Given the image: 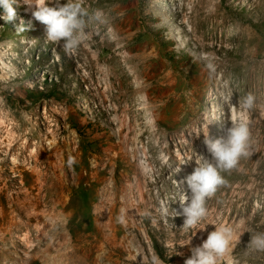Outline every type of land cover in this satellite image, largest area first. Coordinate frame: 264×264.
<instances>
[{"label":"rangeland","instance_id":"rangeland-1","mask_svg":"<svg viewBox=\"0 0 264 264\" xmlns=\"http://www.w3.org/2000/svg\"><path fill=\"white\" fill-rule=\"evenodd\" d=\"M13 7L0 19V226L32 221L15 237L0 228V264H185L221 225L234 235L219 264H264L248 245L264 233V0H83L105 22H89L70 55L38 21L29 29L23 0ZM233 117L249 126L248 184L263 191L237 211L214 194L218 211L185 231L161 205L180 209L191 164L211 159L203 134L223 137ZM34 195L41 223L14 210Z\"/></svg>","mask_w":264,"mask_h":264},{"label":"clouds","instance_id":"clouds-1","mask_svg":"<svg viewBox=\"0 0 264 264\" xmlns=\"http://www.w3.org/2000/svg\"><path fill=\"white\" fill-rule=\"evenodd\" d=\"M16 0H0V9L3 15L0 19L9 22L16 17L13 5ZM27 11L31 13L29 29L32 20L38 21L45 28V37L48 42L59 44L66 54H72L87 38L86 28L89 22L104 23L103 12L99 9L91 14L83 7V0H66L61 3L55 0L54 6H48L46 0H23ZM26 30L21 20L18 31ZM230 99V97H229ZM255 97L248 94L242 99L243 109H251L254 106ZM200 134L197 133V136ZM204 135V144L211 155V159L199 155L195 160L194 171L186 177L188 191L179 198L180 209L176 210L166 204L161 205L160 214L163 217L171 215L173 218L184 217L185 231L196 228L208 215L206 201L211 198L227 181L222 175L236 169L241 158L248 155L250 141L249 126L246 122H233L226 134L218 139H212L209 133ZM123 223L124 215L118 218ZM234 231L231 226H218L207 235L202 244L191 248V256L185 260V264H219L230 249ZM253 250L264 251V233L251 236L248 243ZM150 264H164L158 255L153 254Z\"/></svg>","mask_w":264,"mask_h":264},{"label":"bare ground","instance_id":"bare-ground-1","mask_svg":"<svg viewBox=\"0 0 264 264\" xmlns=\"http://www.w3.org/2000/svg\"><path fill=\"white\" fill-rule=\"evenodd\" d=\"M232 121L233 122H237L238 121V118L237 117H233V119H232ZM218 133H219V135H218ZM221 133L222 132H219V131H217V136L218 137H222L221 136ZM215 135V134H214ZM218 139V138H217ZM249 149V148H248ZM253 154V153H252ZM251 153H248V155L247 156H245V160H244V163H243V165L239 168V169H233V172L232 173H228V172H226L225 174H224V177H225V179H226V181H227V183H226V185H224V186H221L220 188H218V190L215 192V194L217 195V198H218V200L217 201H219V205H218V207H220V208H225V206H229L231 209H232V211H237L236 209H235V207H236V205H238L237 204V202H238V200L239 199H242V198H245V199H251L253 196H255V195H253V194H256L258 197L260 196V194L262 193V191L261 190H258V191H255V190H253L254 188H255V183H254V185L253 184H248L249 183V181H248V179L249 178H247V176H249L248 174H249V166H250V160L254 157V155H252ZM254 154H255V152H254ZM255 158V157H254ZM37 160V159H36ZM240 164V163H239ZM238 164V165H239ZM195 166H196V163H192L191 164V171H192V169L193 168H195ZM38 169V168H37ZM249 169V170H248ZM41 170V169H40ZM42 173V172H41ZM250 173H251V170H250ZM253 175V174H252ZM39 176V175H38ZM37 176V177H38ZM44 177V176H43ZM37 180V179H36ZM250 181H251V179H249ZM237 181V184L236 185H234V183ZM21 184H22V182H21ZM25 184V183H24ZM264 184V183H263ZM35 187H36V185H35ZM34 187V188H35ZM44 187V186H43ZM20 188V187H19ZM37 188V190H38V194L40 193V191H42L41 190V188L40 187H36ZM257 188V187H256ZM264 188V187H263ZM258 189V188H257ZM260 189V188H259ZM2 190H3V188H2ZM27 190V189H26ZM45 190V189H44ZM1 191V190H0ZM255 191V192H254ZM1 193H2V191H1ZM18 193V192H17ZM37 193V192H36ZM6 194V193H5ZM4 195V194H3ZM2 195V196H3ZM30 195V194H29ZM41 195V194H40ZM215 195V196H216ZM5 196V195H4ZM214 197V196H213ZM1 198V197H0ZM27 198H29L28 196H25V200L22 202V207H19V206H17V209L15 208L14 210H16V211H18V213L19 214H22L23 212H26V211H28L29 210V208H34V210H33V212L35 211V215H34V217H36L37 218V221H38V223H41V214H40V211H39V208L42 206H40V203H41V200L40 199H38V198H36L35 197V195L33 196V201L31 202V203H26V200H27ZM216 198V197H215ZM215 198H211L212 199V201H214L215 200ZM249 199V200H250ZM4 200V199H3ZM13 200H14V198H13ZM17 200V199H16ZM171 201V200H170ZM11 202H12V199H11ZM16 202V201H15ZM18 202V201H17ZM16 202V203H17ZM247 202V201H246ZM16 203H14V205L16 204ZM249 203H250V201H249ZM249 203H247V204H245V209L247 210L248 209V205H249ZM168 206H169V210H170V207H171V205H172V202H169V204H167ZM243 208V207H242ZM2 210V211H1ZM1 216L2 217H6V215H5V213L6 212H4V210L1 208ZM215 210V209H214ZM218 211V208H216V211H212V212H208V215H207V217L206 218H209V217H212V214H214L215 212H217ZM238 211H239V209H238ZM13 212V211H12ZM32 212V211H31ZM29 213H30V211H29ZM219 213V212H218ZM225 213V212H224ZM224 213L222 214V216L220 217V218H222L223 217V215H224ZM241 213V212H240ZM249 213V212H248ZM8 214H9V212H8ZM220 214V213H219ZM10 215H13V214H10ZM29 215V214H28ZM33 215V214H32ZM248 215V214H247ZM15 216V215H14ZM31 216V215H30ZM30 216H27L26 218H25V222L23 223V225H20L18 222H15L14 221V218L12 217L11 219H9L10 221L8 222L7 221V225H1L0 226V228L2 227V230H3V238H6L8 235L10 236V237H15V236H13V235H15V233H13V231L16 229V228H18V227H24V229H25V227L27 228V226H29L30 225V223H31V221H32V218L30 217ZM11 217V216H10ZM35 219V218H34ZM255 219V218H254ZM201 222H205V219L204 220H202ZM253 222H254V220H253ZM218 223H220V221L218 220ZM251 223V222H250ZM261 224V223H260ZM37 226V225H36ZM35 226V227H36ZM225 226V225H224ZM261 226H263V225H261ZM262 228V227H261ZM35 229V231H37L38 233H42V231L40 230V228L37 226L36 228H34ZM26 230V229H25ZM19 231H21L20 229H19ZM188 231V230H187ZM26 236V235H25ZM40 238V237H39ZM43 239H41L38 243H40L41 241H42ZM112 240H116V235L113 237V239ZM26 241V240H25ZM28 241V240H27ZM44 242V241H43ZM37 243V244H38ZM240 244V243H239ZM18 245V244H17ZM92 245V244H91ZM90 245V246H91ZM39 246V245H38ZM34 247V246H33ZM35 247H37V246H35ZM37 249H38V247H37ZM98 249H99V251L101 252L100 254H98L99 255V257L101 256L102 257V254H103V250L101 249V247L99 246L98 247ZM189 249V248H188ZM91 250V249H90ZM94 254V253H93ZM92 254V252H90V254H89V256H90V258L92 259L93 257H94V255ZM2 257H3V255H2ZM2 257H0V261H1V259H2ZM94 259V258H93ZM96 259V258H95ZM102 259H104V258H102Z\"/></svg>","mask_w":264,"mask_h":264}]
</instances>
